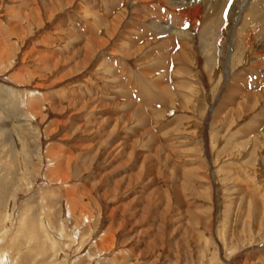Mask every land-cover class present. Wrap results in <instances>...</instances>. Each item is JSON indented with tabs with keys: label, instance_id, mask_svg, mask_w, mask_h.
I'll list each match as a JSON object with an SVG mask.
<instances>
[{
	"label": "rangeland",
	"instance_id": "obj_1",
	"mask_svg": "<svg viewBox=\"0 0 264 264\" xmlns=\"http://www.w3.org/2000/svg\"><path fill=\"white\" fill-rule=\"evenodd\" d=\"M253 1L264 13V0H220L214 16L215 0L196 11L0 0V264H264V32ZM154 18L180 32L175 43L149 28ZM90 39L104 46L96 53ZM115 59L139 82L138 103ZM112 82L126 99L96 88ZM148 85L171 89L159 100ZM250 92L263 99L244 107ZM152 99L167 135L140 109Z\"/></svg>",
	"mask_w": 264,
	"mask_h": 264
},
{
	"label": "bare ground",
	"instance_id": "obj_2",
	"mask_svg": "<svg viewBox=\"0 0 264 264\" xmlns=\"http://www.w3.org/2000/svg\"><path fill=\"white\" fill-rule=\"evenodd\" d=\"M145 2H146V0H144ZM149 1V0H148ZM171 1V4L172 5H175L176 7L177 6H179V7H181L182 9H183V7H188L189 9H187V11L189 10L190 11V9L191 10H194V11H196V8H197V6H195L196 4L194 3V2H197V0H170ZM213 1V0H212ZM248 1V0H247ZM255 1H258V0H255ZM225 2V1H224ZM259 2H261V1H259ZM263 2V1H262ZM192 3H194V4H192ZM202 3V2H201ZM203 3L204 4H206L207 6H210L211 5V0H203ZM220 3V0H215V4H214V9H213V11L215 12V13H213V14H211L212 16H214V15H217L219 12V10H221L222 8H218L219 6L218 5H220L219 4ZM221 3H222V1H221ZM235 3V2H234ZM249 3V2H248ZM213 4V3H212ZM237 4V3H236ZM262 4V3H261ZM264 4V3H263ZM262 4V5H263ZM191 5H193V8H191ZM199 5V4H198ZM218 6V7H217ZM223 6H224V4H223ZM204 7V6H203ZM263 7V6H262ZM185 8H184V11H185ZM246 9V8H245ZM263 10V9H262ZM186 11V12H187ZM247 11H249L248 13H249V15H252L253 16V20H255L256 21V24L257 25H259V31L260 32H264V13L262 12H260V5L257 3V2H251L250 3V5L248 6V8H247ZM248 13H247V15H248ZM186 14V13H185ZM180 16L181 15H183V11H182V13H180L179 14ZM242 17V16H241ZM163 19H164V17H163ZM163 19H161V18H154V19H152V20H150L149 22H148V26H149V28H160L161 29V33L160 34H164V32H168L167 34V38L165 37V40H168V39H170V41H172V43H175V40H177V38L176 37H174L173 35H175V36H179V35H181L180 34V32L178 33V31H177V29L176 28H174L170 23H168V22H166V21H164ZM179 20V19H178ZM116 23L115 24H113V29L114 30H116L117 31V29L118 28H121L122 27V25L121 24H123V20L122 19H118V17L116 18ZM106 23V22H105ZM126 25H128L127 27H129L130 26V21H128V23L126 22V20H125V22H124ZM174 23L176 24V18L174 19ZM112 25V24H111ZM147 26V27H148ZM175 26V25H174ZM112 27V26H111ZM183 37H185V35H182ZM180 37V36H179ZM183 37H182V39H183ZM93 38V37H92ZM96 38V37H95ZM94 39V38H93ZM93 39H90V41H91V43H92V48L94 49V51L97 53L98 51H99V49H102V47L104 46V43H102V42H100V41H98V40H93ZM96 39H98V38H96ZM129 39V38H128ZM184 39H187V37L186 38H184ZM183 39V40H184ZM188 40V39H187ZM190 40V39H189ZM128 42V41H127ZM88 46V45H87ZM121 49V48H120ZM137 49H139V50H136V51H142L143 49H144V46H138L137 47ZM132 50H130V48L129 47H123V53L124 54H127V53H129L130 54V52H131ZM115 52V51H114ZM75 54V53H74ZM90 54V53H89ZM121 55V54H120ZM84 56V55H83ZM124 56H127V55H124ZM183 54H181V52H178V53H176L175 54V56L174 57H171V58H174V60L176 61H174L176 64L174 65V66H178L179 67V70H183V63H182V61H184L185 59H183ZM90 58H91V56H90ZM102 59V58H101ZM159 59L162 61V64L161 65H164L165 64V62L167 61V59H166V57H164V56H160L159 57ZM119 61V60H118ZM107 63V62H106ZM121 64H122V62H121ZM171 64V63H170ZM86 65V64H85ZM166 65V64H165ZM185 65V64H184ZM113 66V65H112ZM109 63L108 64H105V69L107 70H112V71H114L112 68V67ZM155 67V66H154ZM188 67V66H187ZM156 71V69L153 71V73ZM115 72V71H114ZM182 72V71H181ZM145 74L144 75H146V76H148V71L146 70L145 72H144ZM169 74V73H168ZM144 77V76H143ZM151 77V76H150ZM158 77H160L158 80L160 81L161 80V78H164L165 79V76L163 75L162 76V74L160 75V76H158ZM157 77V78H158ZM146 78V77H145ZM147 79V78H146ZM155 79V78H154ZM167 79V78H166ZM120 80V79H119ZM117 82V81H116ZM152 82V81H151ZM155 82H156V80H155ZM149 83V82H148ZM166 83V82H165ZM148 86H150V85H148ZM124 87V86H123ZM145 87H146V85H145ZM151 87V86H150ZM147 88V87H146ZM146 88H145V90H146ZM241 87L239 86V85H235L234 87H233V90H232V92H234L235 93V91L236 92H240L241 91V89H240ZM149 88H147V90H148ZM151 89H153L152 91L153 92H155L154 94H152L153 96L154 95H156L157 97H158V93H157V91H158V89L156 90V89H154V88H152L151 87ZM150 89V90H151ZM169 89H171V88H169V85H166L165 87H160V91H158V92H162L163 93V95H164V93H166L167 94V92H168V90ZM143 90H144V88H143ZM145 90L143 91V92H145ZM146 90V91H147ZM156 90V91H155ZM151 91V92H152ZM149 92V91H148ZM147 92V93H148ZM253 92V91H252ZM259 92V91H258ZM258 92H256V93H258ZM170 93V92H169ZM168 93V97H169V94ZM145 94V93H144ZM260 95V94H259ZM263 95V94H262ZM130 96V95H129ZM155 96V97H156ZM171 96H172V94H171ZM245 96V95H244ZM156 97V99L158 100V98L160 99L161 98V96L160 97H158L157 98ZM146 98V97H145ZM144 98V99H145ZM149 98V97H148ZM163 98V97H162ZM165 98V97H164ZM231 100H232V98H231V96L229 97ZM262 98V96H260V97H255L254 95H253V93H248V96L246 97V99L244 98L243 99V101H242V105L244 106V107H246V105H249V104H247V103H256L257 102V99H259L260 101L263 99H261ZM132 99V98H131ZM151 99V98H150ZM172 99V98H171ZM230 99H228V100H230ZM148 100V99H147ZM130 101V100H129ZM144 102V101H143ZM155 102V101H154ZM131 103V102H130ZM241 104V103H240ZM239 104V105H240ZM136 107V106H135ZM150 107V106H149ZM140 109H142V112H144V109H143V103L140 105ZM247 109H248V107H247ZM262 109H264V103H263V108ZM264 111V110H263ZM139 112V111H138ZM141 112V111H140ZM139 112V113H140ZM146 112V111H145ZM134 113V112H133ZM158 113V112H157ZM264 113V112H263ZM262 113V114H263ZM141 114V113H140ZM238 114V113H237ZM260 114V113H259ZM258 114V115H259ZM134 115H135V113H134ZM134 115H132V117L134 116ZM147 115V114H146ZM141 116H143V115H141ZM140 116V117H141ZM264 115H262V117H263ZM138 117V116H137ZM144 117V116H143ZM262 117H260V119L262 118ZM136 118V117H135ZM258 116H257V118H253L254 120L253 121H251L250 123L252 124V125H255L258 121H260V120H258ZM132 119V118H131ZM138 119H139V117H138ZM262 120V119H261ZM131 121V120H130ZM145 121V120H144ZM141 122H143L142 120H141ZM146 122H148V121H146ZM258 123H260V122H258ZM144 124V123H143ZM146 124V123H145ZM138 126H140V124L138 125ZM149 126V125H148ZM149 130H151V129H149ZM146 132H149V131H147L146 130ZM145 132V133H146ZM153 134V133H152ZM155 135V134H154ZM255 135V134H254ZM149 136V135H148ZM156 136V135H155ZM145 137V136H144ZM150 137V136H149ZM152 137V136H151ZM257 137V136H256ZM147 138V137H146ZM153 138H154V136H153ZM152 138V139H153ZM151 139V138H150ZM150 139H148V140H150ZM151 139V140H152ZM157 139V138H156ZM247 139V138H246ZM147 140V141H148ZM159 140V139H158ZM153 141V140H152ZM152 141H148L149 143H151ZM157 141V140H156ZM147 142V143H148ZM251 142V141H250ZM261 142H263V141H261ZM241 143H242V141H241ZM239 144V143H238ZM252 144L254 145L255 143H253L252 142ZM251 144V145H252ZM260 144V143H259ZM147 145H149V144H147ZM152 145V144H151ZM161 145V144H160ZM159 145V147H161ZM247 145H250V144H247ZM256 145H258V144H256ZM255 145V146H256ZM144 146H146V145H144ZM264 146V145H263ZM148 147H150V145L148 146ZM155 147V146H154ZM157 147V146H156ZM158 147V148H159ZM163 147V146H162ZM254 147V146H253ZM252 147V148H253ZM257 147V146H256ZM256 147H254V149L256 148ZM259 147V146H258ZM245 148H247V147H245ZM149 149V148H148ZM162 150H164V148H161ZM149 151V150H148ZM160 150H158L157 152H159ZM160 153V152H159ZM252 153V152H251ZM167 158V157H166ZM160 159V158H159ZM167 160V159H166ZM165 160V161H166ZM160 161V160H159ZM150 162V161H149ZM67 163V162H66ZM145 163H147V162H145ZM150 166V165H149ZM140 170V169H139ZM166 170V169H165ZM135 173V172H134ZM176 173V172H175ZM128 177V176H127ZM169 177V176H168ZM171 179V178H170ZM237 182V181H236ZM116 185V184H115ZM152 191V190H151ZM177 193V192H176ZM244 194V193H243ZM246 194V193H245ZM180 195H181V193H180ZM247 196V195H246ZM240 197V196H239ZM243 197V196H242ZM248 197V196H247ZM250 198H252V197H250ZM249 198V199H250ZM243 199H245V197L243 198ZM239 201V200H238ZM246 201H248V200H246ZM254 201H256V200H252V202H254ZM239 202H241V201H239ZM243 202V201H242ZM257 202V201H256ZM250 203V202H249ZM255 203V202H254ZM237 204H239V203H237ZM246 204V203H245ZM245 204H241V205H245ZM259 204V203H258ZM257 203L256 204H254L253 205V207L254 208H252V209H254L255 211H257L258 209H259V205H258ZM253 210V211H254ZM258 211H260V209L258 210ZM258 215V214H257ZM262 216V215H261ZM259 220V219H258ZM261 221H263V220H261ZM263 224V223H262ZM238 263V262H237Z\"/></svg>",
	"mask_w": 264,
	"mask_h": 264
},
{
	"label": "crops",
	"instance_id": "obj_3",
	"mask_svg": "<svg viewBox=\"0 0 264 264\" xmlns=\"http://www.w3.org/2000/svg\"><path fill=\"white\" fill-rule=\"evenodd\" d=\"M108 58H110L109 57V55H108ZM113 66L115 67V72H116V74L117 75H119L120 76V78H121V82H122V84H125V85H127V88H129L132 92H131V96H132V98H133V100L135 101L136 100V102L138 103V100H140L141 98V96L139 97V89L137 88V87H135V85L136 86H138L139 87V82L136 80V78L135 77H129L130 76V71L127 69V67H126V63H122L121 64V62H120V60L118 61L117 59H115L114 60V62H113ZM113 67V68H114ZM172 73V71H170V75H168V81H169V85H174V81H176V77L174 76V74H171ZM111 77H112V75H111ZM111 81H109V83H110ZM127 83V84H126ZM112 84H113V82H112ZM111 84H106L105 83V85L104 86H101L100 88H99V86L97 85V89H100V91H102V90H105V91H107V95H106V98L108 99H110V94H111V97L113 96V93L115 92H118V93H120V95H118L117 93H116V95H115V97H116V99H117V101H120L119 99H120V97L122 96L124 99H126V96H127V91H126V93H124L125 92V90L124 89H121V88H117L118 90H115V88H114V84L112 85V86H110ZM125 85H124V87H125ZM114 89V90H113ZM96 90V89H95ZM103 92V91H102ZM141 92H142V90H141ZM102 94V93H101ZM117 95H118V97H117ZM140 98V99H139ZM160 100V99H159ZM155 100H151V101H146L145 103L143 102V100H141L140 102H139V104H141V103H143V108L144 109H146V110H144V111H146L145 113L148 115V117H149V121H150V125H149V127L152 129V131L154 132V133H156V134H158V135H160L161 133H162V131L163 130H165L164 132H168V128H165V129H163V130H159L160 129V127L162 128V127H164V126H166V125H168V123H170L169 121L167 122V123H162V125L163 126H161L159 123V121H158V118L160 117V116H157L156 115V112L157 111H161V108H157L156 106H154V104H157L158 102H154ZM145 104H150V107L149 106H144ZM152 105L154 106V107H152ZM148 108L150 109V110H148ZM152 108H155V109H152ZM152 110H154V112L152 111ZM151 113L153 114V116H151ZM163 113H162V111H161V115H162ZM129 115V114H128ZM172 120V119H171ZM137 125H138V123H137ZM132 129V128H131ZM132 132H134L135 134H137V133H139L138 131H137V129H135V127H133V131ZM170 132H168V133H165L166 135L167 134H169ZM171 133H173V132H171ZM123 135L121 136V135H119V138L120 139H123ZM160 138H162V141H164V142H167V141H165V139H164V137H160ZM160 143H161V141H159ZM162 144V143H161ZM192 154V153H191ZM193 155V154H192ZM173 188H174V186H173ZM165 194V193H164Z\"/></svg>",
	"mask_w": 264,
	"mask_h": 264
}]
</instances>
